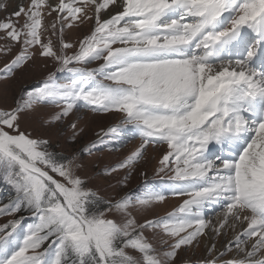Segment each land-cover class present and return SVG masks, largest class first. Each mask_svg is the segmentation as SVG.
Masks as SVG:
<instances>
[{
  "label": "snow or ice",
  "instance_id": "6c2138e0",
  "mask_svg": "<svg viewBox=\"0 0 264 264\" xmlns=\"http://www.w3.org/2000/svg\"><path fill=\"white\" fill-rule=\"evenodd\" d=\"M112 6L122 11L102 19ZM44 9L58 13L51 24L58 48L50 38L42 41L49 30ZM89 20L95 26L78 46L64 41L65 27ZM0 32L13 42L0 53L21 48L0 68V82L28 65L37 47L58 65L14 108L0 110V171L18 193L0 215L25 207L38 221L21 243L13 232L22 221L0 227V264H185L181 250L227 229L233 237L218 255L215 244L206 245L203 264H264V0H59L55 7L31 0L0 21ZM100 60V67L83 70ZM57 73H69L70 83L58 85ZM41 104L62 108L49 123L80 107L121 114L120 123L132 126L141 143L105 174L131 169L150 144L166 145L156 175L187 199L143 224L134 213L162 204V192L102 201L78 175L77 157L57 160L47 141L20 131L21 114ZM103 135L120 137L121 128ZM210 146L219 154L210 155ZM213 208L222 209L216 225L205 217Z\"/></svg>",
  "mask_w": 264,
  "mask_h": 264
},
{
  "label": "rangeland",
  "instance_id": "374dc122",
  "mask_svg": "<svg viewBox=\"0 0 264 264\" xmlns=\"http://www.w3.org/2000/svg\"><path fill=\"white\" fill-rule=\"evenodd\" d=\"M30 3L31 0H0V4H3L6 8V10H0V21L5 20L7 16L17 11L20 6L27 9ZM48 3L55 7L59 4V0H48ZM43 11L45 13L43 23L48 26L49 30L42 36V41L46 43L50 38L54 47L58 48L59 32L57 31L56 35H53L51 29V24L56 21L58 13L53 12L49 16L47 15L49 9H44ZM101 18L106 20L110 16H106V13H101ZM23 23L24 18L20 17L17 27ZM94 26V20H89L84 23H78L72 28L65 27L63 39L65 42L78 46L79 41L91 34ZM57 27L59 28V25ZM0 36H4V33L0 32ZM12 43L9 40L0 39V48H6ZM20 51V45L14 44L12 51L7 55L0 53V68L10 63ZM74 51V49H69L67 54L73 55ZM32 52L34 53V58L28 65L23 69L16 70L14 77L5 82H0V110H11L14 108L16 101L22 94L34 91L42 86L46 78L55 72L58 65L54 60L41 57L39 47L32 49ZM102 63V60L94 61L84 67L83 70L91 71L100 67ZM70 67L81 66L70 65ZM70 78L69 73H57L56 83L63 86L70 83ZM61 111L62 108L49 104L36 105L31 111L21 114L19 119L20 131L30 135L32 139L47 141L48 152L52 153L57 160L77 157L78 163L81 165L78 175L86 181V187L96 192L102 201L115 200L126 194L136 197L146 191L162 192L167 197L164 202H168L165 209L163 204H154L150 208L141 209L134 213L137 222L143 224L148 220L166 217L168 213L173 212L187 199L185 196L174 194L170 190L166 179L156 175L160 166L159 160L168 152L166 145L158 144L156 147H152L150 144L143 157L131 169H121L111 175H106V170H111L120 165L127 156L140 146L141 141L135 129L132 126L122 125L120 122L123 117L119 113H98L87 110L85 107L73 110L67 117H63L55 123H49ZM72 124L76 125L75 130L72 129ZM117 126L121 128L120 137L114 138L103 135L110 128ZM76 133H79V135H76ZM93 144L97 146L92 148L91 152H85V149ZM49 174L58 181L61 179L56 177L54 173ZM17 198L18 193L15 187L7 178L6 173L0 171V208H5ZM103 207L104 205L101 204V208ZM22 211L26 214L22 213ZM221 211L222 209L215 211L212 215H205V217L213 224ZM34 216V212L22 207L14 215H0V227L10 221H22L15 232H13L15 240L21 243L27 234L29 226L38 223ZM7 231L10 232L12 229L9 228ZM145 235L153 239L152 232H146ZM214 237L216 239L215 245H218L227 239V234ZM155 240L159 243V237H156ZM49 243H51L50 240L45 242L39 251L43 252L47 249ZM201 245L200 243L199 247L181 250L180 261H190V264H203L201 260H204L206 256L205 253H202Z\"/></svg>",
  "mask_w": 264,
  "mask_h": 264
},
{
  "label": "bare ground",
  "instance_id": "6f19581e",
  "mask_svg": "<svg viewBox=\"0 0 264 264\" xmlns=\"http://www.w3.org/2000/svg\"><path fill=\"white\" fill-rule=\"evenodd\" d=\"M122 9L121 8H119V7H116V6H112L109 10H108V12L106 13V16H111V15H114V14H116V13H118V12H120ZM217 147L216 146H210V152H214L215 151V149H216ZM170 201V200H169ZM173 201V200H172ZM167 203L168 202H163L162 204L164 205L163 207H164V209H165V207H166V205H167ZM176 203V202H175ZM183 203V202H182ZM214 209H216V208H214ZM211 212V211H210ZM210 212H206L205 213V215H208ZM161 213V212H160ZM219 219H220V217H219V215L215 218V221H214V223H213V225H216L217 223H218V221H219ZM246 226V225H245ZM238 230H242V228L241 229H238ZM227 231V239H225L222 243H220V244H216L215 246H216V255H218L219 254V252L220 251H222V250H224V246L228 243V241L233 237V235H234V233L231 231V229H227L226 230ZM210 235V239H204V238H202L201 239V246H202V253H205V256H206V251H207V249H206V245H207V247H211L213 244H215V241H216V239H215V237H214V235L213 234H209ZM234 247V246H233ZM202 262L201 263H203V260H201ZM199 263V262H198ZM185 264H190V261H188V262H185Z\"/></svg>",
  "mask_w": 264,
  "mask_h": 264
},
{
  "label": "trees",
  "instance_id": "16d2710c",
  "mask_svg": "<svg viewBox=\"0 0 264 264\" xmlns=\"http://www.w3.org/2000/svg\"><path fill=\"white\" fill-rule=\"evenodd\" d=\"M22 213H24V211H22ZM24 214H26V213H24Z\"/></svg>",
  "mask_w": 264,
  "mask_h": 264
}]
</instances>
